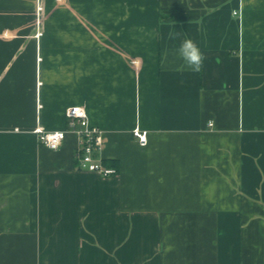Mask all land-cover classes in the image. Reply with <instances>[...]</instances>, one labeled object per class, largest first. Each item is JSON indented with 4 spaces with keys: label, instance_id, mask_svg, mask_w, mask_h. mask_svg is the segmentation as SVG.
Listing matches in <instances>:
<instances>
[{
    "label": "crops",
    "instance_id": "1",
    "mask_svg": "<svg viewBox=\"0 0 264 264\" xmlns=\"http://www.w3.org/2000/svg\"><path fill=\"white\" fill-rule=\"evenodd\" d=\"M0 264H264V0H0Z\"/></svg>",
    "mask_w": 264,
    "mask_h": 264
},
{
    "label": "built area",
    "instance_id": "2",
    "mask_svg": "<svg viewBox=\"0 0 264 264\" xmlns=\"http://www.w3.org/2000/svg\"><path fill=\"white\" fill-rule=\"evenodd\" d=\"M68 129L45 130L41 126L36 129L40 142L51 149H58L63 143L66 133L70 130L77 135L76 150L77 163L80 168L108 176L117 172V169L105 164L101 151L104 144L103 131L90 124L87 110L84 106L74 105L67 108ZM134 136L140 144L147 143V131L140 128L133 130Z\"/></svg>",
    "mask_w": 264,
    "mask_h": 264
},
{
    "label": "clouds",
    "instance_id": "3",
    "mask_svg": "<svg viewBox=\"0 0 264 264\" xmlns=\"http://www.w3.org/2000/svg\"><path fill=\"white\" fill-rule=\"evenodd\" d=\"M179 33H170L171 39H177ZM179 58L184 62V66L194 73H199L203 70L205 55L201 52L195 41L185 38L176 49Z\"/></svg>",
    "mask_w": 264,
    "mask_h": 264
}]
</instances>
